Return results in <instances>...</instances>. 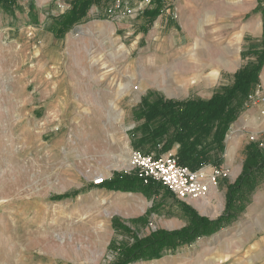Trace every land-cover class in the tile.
<instances>
[{
    "label": "rangeland",
    "instance_id": "rangeland-1",
    "mask_svg": "<svg viewBox=\"0 0 264 264\" xmlns=\"http://www.w3.org/2000/svg\"><path fill=\"white\" fill-rule=\"evenodd\" d=\"M72 1L18 0L12 14L0 7V68L6 83L0 92L8 103L2 110L8 107L11 115L25 118L20 127L7 128L9 119L0 108V264H118L126 249L158 232L188 228L195 216L222 217L251 145L264 157V111L252 115L253 107L264 103L256 98L257 86L230 125L219 164L205 166L220 172L212 192L182 200L157 184L145 189L150 198L131 196L137 194L133 187L141 186L132 166H125L131 165L132 152L153 148L149 130L158 125L147 124L141 115L143 101L210 100L258 56L246 50L251 41L242 39V31L228 38L232 31L225 23L211 22L225 20L226 7L208 0H189L193 6L182 8L183 0H165L157 17L146 11L162 0H112L93 5L87 17L60 36L56 24L70 12ZM25 27L33 32L31 45L22 49ZM41 41L44 50L57 49L58 93L52 99L41 96L34 77L25 76L40 60L43 49L35 47ZM187 64L193 84L168 95L156 79L159 72ZM213 73L214 83H196ZM260 179L254 190L245 189L246 196H235V205L246 207L235 220L191 245L131 264H264V176ZM99 188L115 192L112 200L121 195L136 205L102 217L100 230L97 223L68 222L63 210ZM224 257L227 261L220 262Z\"/></svg>",
    "mask_w": 264,
    "mask_h": 264
},
{
    "label": "trees",
    "instance_id": "trees-1",
    "mask_svg": "<svg viewBox=\"0 0 264 264\" xmlns=\"http://www.w3.org/2000/svg\"><path fill=\"white\" fill-rule=\"evenodd\" d=\"M111 1L73 0L70 12L56 24L57 34L64 36L75 23L87 17L93 5H108ZM0 7L7 14H12L18 8V0H0ZM162 8L163 4H159L155 9L147 10L146 14L148 17H157ZM263 66L264 55L258 56L255 63L235 74L234 83L230 87L216 93L210 100L176 101L161 98L153 102L149 99L144 100L141 115L146 117L147 124L158 121L155 129L149 130L154 146L145 154L161 156L177 145L178 163L192 171L207 165H218L224 152V141L230 125L241 114L245 100L259 85ZM251 146L253 148L246 159L243 174L229 188L228 207L222 217L210 221L195 216L188 228L175 232H158L126 249L122 261L118 264L160 258L168 251L174 252L180 246L191 245L198 238L215 232L229 223V219L235 220L246 208L238 205V202L235 205V196L237 194L240 197L246 196L245 189L254 190L258 183L256 179L260 176L262 179L264 176V157L254 145ZM137 180L141 187L135 186L132 190L145 191L160 184L151 182L145 185L140 179ZM236 206L241 207L240 211L231 209ZM226 220L228 221L224 222Z\"/></svg>",
    "mask_w": 264,
    "mask_h": 264
},
{
    "label": "crops",
    "instance_id": "crops-1",
    "mask_svg": "<svg viewBox=\"0 0 264 264\" xmlns=\"http://www.w3.org/2000/svg\"><path fill=\"white\" fill-rule=\"evenodd\" d=\"M164 1L165 0H162L163 5H164ZM208 1L210 3H214L226 7V12L224 13L226 19L225 20L214 19L211 22L213 23L219 22V24L225 23L227 25V29H230L232 31L231 35L228 38L234 35L237 36V34L238 33L240 34V32L242 31L243 33L242 39L251 41L249 42V45L246 50H252V54L255 55L256 57L264 55V33H263L264 0H208ZM188 2L189 0H183L181 8L187 5ZM153 3L156 4L155 1H153ZM188 6L191 7L193 5L192 3H188ZM211 15L215 16L217 15V12L211 11ZM25 29L26 27L24 28V32L22 33V36L24 38L22 49H26L28 46L31 45L30 34L33 32V29L30 28V31L26 33ZM239 38L240 37H238V39ZM35 48L36 50L43 49L41 51V55L39 56L40 60H38L37 64L32 69H30L27 73H25V76L27 79H32L34 77L35 82L39 83L40 85L39 92L41 96L45 99L48 98V96H50V99H52L53 94L58 93L57 87L59 80L55 77L56 72L58 70V59H57L58 57L56 55L57 49L56 47H54V45H51L50 47L46 48V50H44L42 41L39 42L38 47ZM4 76L5 74L3 70H1L0 68V90L3 88V91H4V84H6ZM52 79H54V81H52ZM47 86H50L51 88L50 91H48ZM258 86L261 88V91L264 94V66L260 74V83ZM53 87L55 88L54 90ZM73 87H76V85H73ZM6 102H7L6 98H4L3 94L0 92V108L2 113L7 116L6 120L9 119V122H7L6 127L7 128H11L12 126L20 127L25 121L24 115H21L19 113L16 114V112L13 115H11V112H9L8 107H7V111L3 112L2 110L4 109L3 107H5V105L8 104ZM262 111H264V103H258L253 107L252 115H261L260 113ZM178 149H179L178 146L173 149L175 154H177ZM167 191L170 197H174L172 192H170L169 190ZM85 193L86 194L82 196V199L80 200L78 205L74 204L73 206H69L63 210L62 215L64 214V217L66 216L67 221L70 222L71 224H75V222L82 224L97 223L96 229L100 230V226L104 224V222L101 223L102 217L104 216L111 217L112 214L110 213L112 211H117L122 209L121 206L127 205V207H131L133 205L134 206L136 205L135 202H134L135 204L134 203L131 204V202L125 201L121 195H119L118 197H114L112 200L111 196L113 195V193L115 194V192L108 191L104 188L94 189L88 193L87 192ZM130 195L131 196L143 195L144 197L147 198L152 197V195L149 194V192H145V191H137V194L131 193ZM96 198H99L98 201L100 202H98ZM136 199L137 201L142 200L141 197L139 196H137ZM91 200H96V202H91ZM75 214L79 218H75ZM80 217H86V218L83 221H81ZM227 257H225L226 261H227ZM221 259L220 262H224ZM217 260L218 258H216V261Z\"/></svg>",
    "mask_w": 264,
    "mask_h": 264
},
{
    "label": "built area",
    "instance_id": "built-area-1",
    "mask_svg": "<svg viewBox=\"0 0 264 264\" xmlns=\"http://www.w3.org/2000/svg\"><path fill=\"white\" fill-rule=\"evenodd\" d=\"M261 95V91H258L256 98L260 99V102H264V96ZM252 100L254 101V99ZM131 161L132 170H135L137 177L144 184L160 183L182 200L201 198L207 195L211 179L216 185L217 177L220 175L218 170L213 169L212 172H209L206 167L192 171L188 167L180 165L176 154L172 152L156 156L134 151L131 153Z\"/></svg>",
    "mask_w": 264,
    "mask_h": 264
},
{
    "label": "bare ground",
    "instance_id": "bare-ground-1",
    "mask_svg": "<svg viewBox=\"0 0 264 264\" xmlns=\"http://www.w3.org/2000/svg\"><path fill=\"white\" fill-rule=\"evenodd\" d=\"M199 69L201 71V65H196V71ZM192 71H193L192 67L188 64L184 68L183 67L181 68L180 66H179V68H167V69L161 70L156 79L160 80L159 81L160 84L166 85L165 90L168 93V95L176 96L177 92L183 93L187 89L188 86H191L193 84L194 81H193V79H191L192 74H189V72H192ZM216 77H217L216 73L210 74L206 78H202L200 76V78H196V83L199 82L200 79H202V80L204 79L203 81L206 83V85L212 84L215 82ZM167 78H169V80H167ZM177 79H181L179 82L180 85L178 84V82L176 83ZM131 166H133L132 161H131V165L127 164L125 166V168L130 169ZM104 177H105V175L103 174L99 178L101 179ZM214 189H215V183L211 179L210 185H209V192H212ZM195 202L198 203V201H195ZM221 260L226 262L225 257L222 258ZM224 262H222V263H224Z\"/></svg>",
    "mask_w": 264,
    "mask_h": 264
},
{
    "label": "water",
    "instance_id": "water-1",
    "mask_svg": "<svg viewBox=\"0 0 264 264\" xmlns=\"http://www.w3.org/2000/svg\"><path fill=\"white\" fill-rule=\"evenodd\" d=\"M102 182V181H101Z\"/></svg>",
    "mask_w": 264,
    "mask_h": 264
}]
</instances>
